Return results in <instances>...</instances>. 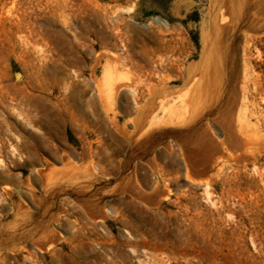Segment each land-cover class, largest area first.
Returning a JSON list of instances; mask_svg holds the SVG:
<instances>
[{
    "label": "rangeland",
    "instance_id": "374dc122",
    "mask_svg": "<svg viewBox=\"0 0 264 264\" xmlns=\"http://www.w3.org/2000/svg\"><path fill=\"white\" fill-rule=\"evenodd\" d=\"M209 33L224 51L213 113L244 106L257 137L194 179L190 130L122 129L130 90L182 93L179 65ZM262 146L264 0H0V264H264Z\"/></svg>",
    "mask_w": 264,
    "mask_h": 264
},
{
    "label": "bare ground",
    "instance_id": "6f19581e",
    "mask_svg": "<svg viewBox=\"0 0 264 264\" xmlns=\"http://www.w3.org/2000/svg\"><path fill=\"white\" fill-rule=\"evenodd\" d=\"M219 36H214L212 33L204 35V44L200 60L198 62H191L188 65L185 63L179 65V76L182 83L185 85L183 86L182 93L179 95L175 92V88L173 89L170 82L166 79L164 80V78L158 81V83L151 82L148 84L147 82L148 86L145 87L147 88L146 93L143 92L139 94L137 92L138 90H135V87L142 82L139 84L136 83L135 86L133 83V85L131 84L134 86L133 88H135L134 90H130V93L131 91L133 92V95H130L131 98L133 96V106L136 115L130 120V123H132V130L125 131L126 129H122L124 135L128 140L131 136H135V134H138L140 138L149 133L153 128L166 125L175 126L177 124L184 126V129L187 130L186 133L190 130L195 136V139L191 142L193 146L189 145L192 147H186L183 143L180 145V154L183 160V166L187 171V177L189 176L188 178H190L193 173H205V171L209 169H215L217 172H221L226 160H228L226 158L228 154L235 153V155H237L235 159L238 162H243L242 159H248L249 155L253 156L255 152L252 139L257 137V135H255L254 131H251L253 129L250 127L252 122L250 121L251 119L247 117V110L243 109L244 106L243 108L240 106L239 112L237 111V117H235V112L233 111L235 103L227 100L218 112L213 113L222 101V93L216 92L213 88V85H215L214 83H216L215 73H217V66L221 63L224 52L221 45H218L221 41ZM224 37L225 36H223V38ZM243 51V56H246L247 47H244ZM160 63L161 60L153 62L154 65L148 72V79L158 74L157 65ZM169 78L171 77H168V79ZM135 79L140 80V77L135 76ZM122 83L119 85L118 83H113V86L114 84L115 86L111 87H113L114 90H124L128 88L127 84ZM108 84L109 83H107V85ZM110 85H112V82ZM116 93L118 92L116 91ZM174 94H177V96L175 97ZM119 109L120 111L123 110V104H120ZM51 126L52 125L48 126V132L51 130ZM117 126L119 127V125ZM124 126V128H126V125ZM216 126L219 127V129L216 128ZM182 131L184 130L182 129ZM35 139L38 140L39 136L35 135ZM189 139L191 140V138ZM186 141L188 142V139H186ZM140 142L141 140H137L136 144ZM44 146L49 147L48 145ZM261 148L264 147L262 146ZM34 171L37 173L41 172L37 168H35ZM0 173L3 175L5 171L1 169ZM192 178L194 177L192 176ZM212 184H206V190H208Z\"/></svg>",
    "mask_w": 264,
    "mask_h": 264
}]
</instances>
